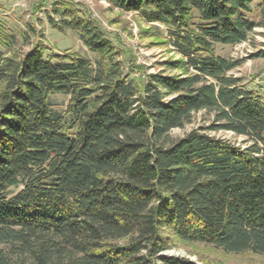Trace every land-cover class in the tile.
<instances>
[{
	"label": "trees",
	"instance_id": "1",
	"mask_svg": "<svg viewBox=\"0 0 264 264\" xmlns=\"http://www.w3.org/2000/svg\"><path fill=\"white\" fill-rule=\"evenodd\" d=\"M97 1L164 27L178 74L132 78L72 11L59 27L94 61L18 53L0 21V264H197L164 255L174 241L264 257V97L215 53L264 29V0ZM200 112L209 126L169 138Z\"/></svg>",
	"mask_w": 264,
	"mask_h": 264
},
{
	"label": "rangeland",
	"instance_id": "2",
	"mask_svg": "<svg viewBox=\"0 0 264 264\" xmlns=\"http://www.w3.org/2000/svg\"><path fill=\"white\" fill-rule=\"evenodd\" d=\"M255 7V6H254ZM74 12L76 16L86 18L99 26L109 37L120 53V60L125 71L132 73L136 80H145L150 74L167 71L164 63L176 58L172 47L166 43L165 28L147 25L137 15L122 12L105 1L97 0H0V21L7 31L13 34L18 44V53H26L40 43L47 51L55 55H76L94 61L91 54L77 34L68 28H60L62 23L56 17L55 9ZM256 20L258 9L254 8ZM53 19L54 26L50 23ZM264 51V29L259 28L250 35L249 40L236 46H215L216 55L242 60V65L230 74L241 77L250 89L264 97V58L256 57ZM51 102L59 111H64L68 98L62 95L51 96ZM212 116L200 112L192 116L191 123L181 129H174L169 138H183L193 130H203L210 125ZM216 138H222L237 145H244V138L229 132H206ZM188 259L197 264H264V257L244 253L240 255L225 254L212 247L201 244H186L174 241L171 250L164 253Z\"/></svg>",
	"mask_w": 264,
	"mask_h": 264
}]
</instances>
